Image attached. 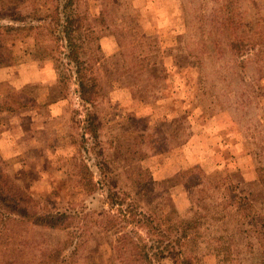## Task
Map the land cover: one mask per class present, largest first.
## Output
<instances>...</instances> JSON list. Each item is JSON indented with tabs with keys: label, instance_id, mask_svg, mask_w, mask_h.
Segmentation results:
<instances>
[{
	"label": "rangeland",
	"instance_id": "rangeland-1",
	"mask_svg": "<svg viewBox=\"0 0 264 264\" xmlns=\"http://www.w3.org/2000/svg\"><path fill=\"white\" fill-rule=\"evenodd\" d=\"M74 2L93 105L59 0H0V264H264V0Z\"/></svg>",
	"mask_w": 264,
	"mask_h": 264
},
{
	"label": "trees",
	"instance_id": "trees-1",
	"mask_svg": "<svg viewBox=\"0 0 264 264\" xmlns=\"http://www.w3.org/2000/svg\"><path fill=\"white\" fill-rule=\"evenodd\" d=\"M74 0H59L55 5V9L51 15L40 16L45 26L50 30L52 35L62 39L66 47V59L75 68L81 99L87 104H95L98 84L97 79L93 75H87L82 62V47L86 42L81 27L75 25ZM47 29V30H48ZM23 200L28 205L31 203V197L13 182V180L0 172V206L10 211L11 214L31 219L28 208H20L19 202ZM123 205V204H121ZM131 213L135 218V223L141 222L137 217H143L149 221V218L134 206ZM66 215L50 216L44 218L33 217V221L46 228L65 229L69 226L65 225L64 219ZM153 227H150L152 229ZM154 230V229H152ZM64 244L57 245L61 248ZM51 246V245H50ZM52 247V246H51ZM55 248V247H54Z\"/></svg>",
	"mask_w": 264,
	"mask_h": 264
},
{
	"label": "crops",
	"instance_id": "crops-1",
	"mask_svg": "<svg viewBox=\"0 0 264 264\" xmlns=\"http://www.w3.org/2000/svg\"><path fill=\"white\" fill-rule=\"evenodd\" d=\"M8 108V107H7Z\"/></svg>",
	"mask_w": 264,
	"mask_h": 264
}]
</instances>
